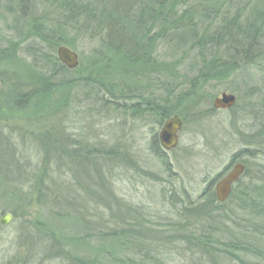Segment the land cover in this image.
I'll use <instances>...</instances> for the list:
<instances>
[{"label":"rangeland","instance_id":"374dc122","mask_svg":"<svg viewBox=\"0 0 264 264\" xmlns=\"http://www.w3.org/2000/svg\"><path fill=\"white\" fill-rule=\"evenodd\" d=\"M11 1L13 8L9 10L8 4L0 0V89L7 90L5 100L8 102L11 93L7 85L14 82L26 89L42 72L46 73L50 57L60 63L56 52L61 46L77 55L78 65L68 70L79 69L74 77H84L94 58L93 49L105 35L59 31L51 24L60 17L58 9L43 5L51 0H32L28 8L24 5L19 8L15 0ZM83 1L94 8L112 5L108 0ZM116 3L121 11L128 6V0ZM32 18L51 23L34 28ZM174 57L158 42L153 60L168 66ZM134 70L130 71V78H124L125 84L139 81L137 72L142 69L137 66ZM141 85L129 86L126 93L133 94L146 87ZM237 85L236 103L227 110H217L212 105L220 93H232L222 87L202 89L171 100L173 112L166 119L177 115L181 129L177 146L166 154L156 140L164 123L159 124L157 116L136 112L133 105L137 101L125 97H120L114 106L97 103L94 91L86 86L74 89L67 106L60 109V104L54 115L50 114L54 110L48 107L44 116L35 115L29 120L23 119L22 114L0 115V142L7 143L10 152V156L3 157L8 160L6 168L23 171L32 181L30 185L22 182V192L18 194L0 196V219L7 214L11 217L6 226L0 225V264H71L60 256L56 260L51 258L48 243L53 242L84 257L112 254L143 260L146 264H153L154 259L163 264H206L199 249L183 243L170 230L169 223L178 222L176 216H170V201H178V192H184L192 202L207 187L214 193L217 177L231 169L230 161L246 148L248 128L258 123L255 116L264 119V63L249 67ZM250 89L254 95L249 100ZM99 96L106 98L100 92ZM239 97L248 104V115L242 113L244 108L236 107ZM140 101L142 105L144 100ZM139 108L144 110L142 106ZM55 132L61 135L56 160L52 158L54 151L44 149L51 139L55 140ZM65 148L71 151V157L64 154ZM238 158L252 169L262 163L260 158ZM41 175L43 184L38 179ZM10 178L15 185L19 184L14 176ZM201 205L197 204L187 217L191 225H204L206 221L219 229L216 237L223 241L229 235L251 232V227L242 222L240 211L230 212L232 202L220 209ZM209 211L211 218L204 221L202 213ZM131 226L135 231L126 233ZM207 232L202 237H207ZM49 234L53 237L49 238ZM122 242L125 247L118 248ZM139 246L144 249L137 251ZM38 247L44 248L43 251L48 248L46 257L34 256L33 248ZM213 260L218 264H234L221 257Z\"/></svg>","mask_w":264,"mask_h":264},{"label":"trees","instance_id":"16d2710c","mask_svg":"<svg viewBox=\"0 0 264 264\" xmlns=\"http://www.w3.org/2000/svg\"><path fill=\"white\" fill-rule=\"evenodd\" d=\"M30 1L32 0H15L19 8L22 5L28 8ZM115 1L119 0H108L112 5L96 6L97 8L83 0H51L50 3L43 4L55 6L60 17L52 23L50 20L34 21L32 18L34 28H41L43 23L48 22L64 33L67 30H80L90 32L91 36L105 35V39L103 37L99 46L93 49L94 58L84 77H74V72H79V69L69 71L50 57V67L46 73L42 72L31 85L25 86L26 89L21 85L15 86L14 82L7 85L8 90H11L8 102L4 98L7 90L0 89V115L5 113L13 117L22 114L23 119L29 120L35 115L44 116L46 107L54 110L50 112L54 115L60 104V109L67 106L72 91L81 85L94 91L95 101L106 103L105 106L116 105L114 102H119L120 97L133 99L137 101L133 105L136 112L152 113L159 118V124H162L173 112L171 100L202 89L214 90L218 87L237 95V82L242 74L249 67L264 63V0H128L124 11L118 8ZM4 2L12 10L13 1ZM44 41L48 43L47 40ZM158 42L175 56L172 64L167 66L153 60ZM137 66L142 69L137 72L139 81L125 84L124 78H130V71H135L134 67ZM147 70L150 72H145ZM179 70L182 71L181 74L178 73ZM121 77L123 81L118 80ZM141 83L146 84V89L141 87L133 94L126 93L129 86H142ZM99 92L106 98L100 97ZM250 95L249 100L254 95L253 89H250ZM142 99L144 103L141 105ZM243 101L245 99L239 97L236 107L244 108L242 113L248 115V104ZM140 106L144 110H139ZM250 108L253 109L252 104ZM255 114H258L257 109ZM255 119L258 123L256 127L248 128L246 148L234 157L252 160L260 158L262 163L252 169L245 161V171L224 203H217L209 187L195 202L188 200L184 192L177 193L178 201H170V216H176L178 221L169 223L170 230L183 243L199 249L200 258L206 264H218L213 258L219 257L234 264H264V119L260 120L256 116ZM54 134L55 140H49L50 144L48 147L46 144L44 149L54 151L52 158L56 160L61 135L56 132ZM65 141L68 142L67 139ZM8 148L7 143L0 142V196L18 194L22 192V182L29 185L32 182L25 172L15 167L6 168L8 160L3 157L10 156ZM64 154L71 157L69 149L65 148ZM4 170L7 173H3ZM10 176H14L19 184L15 185ZM38 179L43 184L42 175ZM230 202L233 203V210L230 212L240 211L244 220L242 222L251 227V232L245 233L248 235L239 233L234 237L229 235L230 238L224 241L219 239L216 237L219 229L205 221L211 218L210 211L202 213L201 218L206 223L204 225H191L186 221L197 204H203L200 207L209 204L220 209ZM165 219L168 221V217ZM130 230L135 231V227L131 226L126 233ZM206 232L207 237H202ZM51 237L53 235L49 234V238ZM49 241L47 239V243ZM48 244L52 252L51 258L55 257L56 260L60 256L71 264H146L143 260H133L124 255H74L73 251L59 247L57 243ZM118 245V248L125 247L124 242ZM139 248L144 249L139 246L137 251ZM34 250V256L39 255V259L49 253L48 248L45 251L41 247L33 248ZM161 262L154 259L153 264H163Z\"/></svg>","mask_w":264,"mask_h":264},{"label":"water","instance_id":"95a60500","mask_svg":"<svg viewBox=\"0 0 264 264\" xmlns=\"http://www.w3.org/2000/svg\"><path fill=\"white\" fill-rule=\"evenodd\" d=\"M56 53L57 59L67 69L72 70L78 65L77 55L68 48L61 46ZM235 103V95L222 92L213 100L212 105L217 110H227L232 108ZM180 129L181 121L177 115H173L164 122L158 133L159 143L164 151H170L177 146L178 131ZM243 173L244 165L237 163L215 184V197L219 203H223L228 198L232 185L240 179ZM10 220L11 217L7 214L0 219V225L6 226Z\"/></svg>","mask_w":264,"mask_h":264},{"label":"flooded vegetation","instance_id":"af4514ba","mask_svg":"<svg viewBox=\"0 0 264 264\" xmlns=\"http://www.w3.org/2000/svg\"><path fill=\"white\" fill-rule=\"evenodd\" d=\"M157 142H158V144H159V146H160V143H159V139H158V136H157ZM160 148L162 149V147L160 146ZM162 151H163V153L164 154H166L167 152H169V151H164L163 149H162ZM237 163H242V162H239V158L238 157H233V159L230 161V164H233V165H235V164H237ZM243 165H244V163H242ZM244 168H245V165H244ZM230 169V168H229ZM228 169V170H229ZM228 170L226 171V173H223V174H221L219 177H217V178H219L217 181H216V183L220 180V179H222L226 174H227V172H228ZM244 171H245V169H244ZM224 172V171H223ZM243 175V174H242ZM221 177V178H220ZM242 177V176H241ZM241 179V178H240ZM239 179V180H240ZM238 180V181H239ZM237 181V182H238ZM215 183V184H216ZM215 184H214V186H215ZM236 184V183H235ZM235 184H233L232 185V188H231V192H232V189H233V186L235 185ZM231 192H230V194H231ZM214 195H215V193H214ZM230 196V195H229ZM228 196V197H229Z\"/></svg>","mask_w":264,"mask_h":264}]
</instances>
